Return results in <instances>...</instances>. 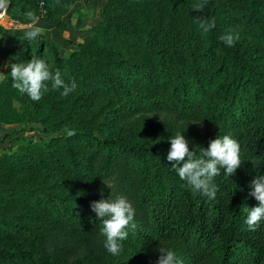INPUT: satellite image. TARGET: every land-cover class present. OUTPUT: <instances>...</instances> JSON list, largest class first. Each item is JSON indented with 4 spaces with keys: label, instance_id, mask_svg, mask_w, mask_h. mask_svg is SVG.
I'll return each instance as SVG.
<instances>
[{
    "label": "trees",
    "instance_id": "obj_1",
    "mask_svg": "<svg viewBox=\"0 0 264 264\" xmlns=\"http://www.w3.org/2000/svg\"><path fill=\"white\" fill-rule=\"evenodd\" d=\"M40 2L35 14L65 28L69 1L54 15ZM197 2L104 0L76 48L40 43L39 58L77 87L65 97L47 82L26 120L55 134L0 153V264H155L160 246L183 264H264V220L255 231L245 222L258 203L250 182L264 175V0H207L202 13ZM201 20L215 27L205 33ZM229 29L240 35L232 47L220 40ZM29 48L12 49L13 64ZM11 84L7 68L0 89ZM17 120L1 98L0 123ZM177 133L198 157L216 136L238 141L241 166L213 178L215 199L171 169ZM118 196L135 228L112 255L90 202Z\"/></svg>",
    "mask_w": 264,
    "mask_h": 264
},
{
    "label": "clouds",
    "instance_id": "obj_2",
    "mask_svg": "<svg viewBox=\"0 0 264 264\" xmlns=\"http://www.w3.org/2000/svg\"><path fill=\"white\" fill-rule=\"evenodd\" d=\"M206 3L207 0L194 3L193 11L202 13ZM6 7L7 0H0V10ZM26 15L31 23L26 26L24 36L28 40H34L42 34V30L37 26L38 18L32 12ZM199 27L207 33L215 27V21L201 20ZM239 39V32L234 29H229L220 36V40L229 47L234 46ZM10 76L14 89L37 102L49 90L47 82L51 83V88L54 90L63 89L61 95L65 97L77 87L74 80L66 83L59 69L53 72L44 59L35 56L31 57L27 63L12 64ZM168 140L170 147L166 159L171 164V169L194 193H199L209 199L216 198L218 188L212 180L221 174V169L224 170L226 176H231L241 166L239 143L230 135L216 136L211 139L207 148H201L199 157L189 149V141L182 133H177ZM248 195L258 202L256 206L245 209L247 212L245 222L248 229L255 231L260 222L264 220V175L255 176L252 179ZM90 208L95 213L96 219L102 221L100 230L106 237L104 247L110 254L118 255L121 251L119 241L127 239L128 236L126 229L129 226L135 228L133 223L135 210L132 204L125 197L118 196L114 200L92 201ZM158 251L160 255L155 264H183L174 250L160 246Z\"/></svg>",
    "mask_w": 264,
    "mask_h": 264
},
{
    "label": "rangeland",
    "instance_id": "obj_3",
    "mask_svg": "<svg viewBox=\"0 0 264 264\" xmlns=\"http://www.w3.org/2000/svg\"><path fill=\"white\" fill-rule=\"evenodd\" d=\"M68 1V9L60 14V19L65 23V28L63 29L56 28L44 16L35 14L44 12L45 6L40 0H28V2L13 0L7 6L12 16L7 13L6 9L0 10V12H3V16H0V50L2 51L0 54V78L14 62L12 49L17 48L26 39L24 32L26 26L31 23L26 15L28 12H32L38 18L37 26L41 28L42 34L36 39L30 40V48L28 50L20 51L22 56L21 63H27L33 56L39 58L36 49L40 43L44 44L43 41H45V48H48L49 45H55L59 54L68 53L76 48V42L82 40L83 35L88 32V27L101 18L100 6L104 0H49L52 15L62 9ZM17 18H20V20ZM10 19L15 24L14 28H11ZM2 25H10V28L4 29ZM71 39L77 40L72 41ZM55 42H57L58 47ZM1 98L16 113L18 120L0 123V153H13L25 140L48 139L55 134V132L47 134L39 130L35 122L26 120L28 117L27 107H31L29 103L31 99L26 94L14 89L12 84L0 89ZM58 133L56 132V134ZM89 155L90 153L82 152V159L87 161Z\"/></svg>",
    "mask_w": 264,
    "mask_h": 264
},
{
    "label": "crops",
    "instance_id": "obj_4",
    "mask_svg": "<svg viewBox=\"0 0 264 264\" xmlns=\"http://www.w3.org/2000/svg\"><path fill=\"white\" fill-rule=\"evenodd\" d=\"M0 16L2 17L3 16V12H0ZM9 19V18H8ZM11 21H10V23H11V25H12V27L11 28H14L15 27V24L13 23V21H12V19H10ZM9 24V23H8ZM2 28H4V29H7V28H10V25H2ZM78 33H79V31H78ZM72 41H75V40H77V39H71ZM55 44H56V46L58 47V44H57V42H55ZM1 50H0V54H1ZM61 54V53H60Z\"/></svg>",
    "mask_w": 264,
    "mask_h": 264
},
{
    "label": "water",
    "instance_id": "obj_5",
    "mask_svg": "<svg viewBox=\"0 0 264 264\" xmlns=\"http://www.w3.org/2000/svg\"><path fill=\"white\" fill-rule=\"evenodd\" d=\"M68 133H70V131H68Z\"/></svg>",
    "mask_w": 264,
    "mask_h": 264
}]
</instances>
